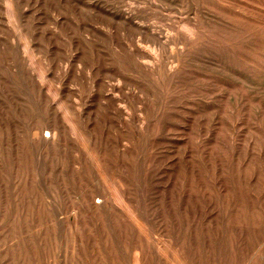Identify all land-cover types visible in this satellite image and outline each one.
Wrapping results in <instances>:
<instances>
[{"label": "bare ground", "instance_id": "1", "mask_svg": "<svg viewBox=\"0 0 264 264\" xmlns=\"http://www.w3.org/2000/svg\"><path fill=\"white\" fill-rule=\"evenodd\" d=\"M225 1L234 18L225 19L221 26L230 32L239 27L237 15L243 5L237 0ZM254 2L245 0L243 6L248 25L241 34L244 54L237 52L238 36L221 41V36L209 28L212 21L208 23L200 13H194L176 26L174 42L169 43L173 45L170 62L165 58L168 35L166 41L158 36L151 48L146 46L147 55L139 51L138 44L134 50L126 44L123 29L119 28L118 38L113 37V14L107 0H0V101L15 104L7 107L0 102V245H9L12 256L23 255L27 264H44L52 253L53 264H62L57 250L67 244L73 250L69 264H79L78 257L74 258L75 247L89 246L96 251L105 246L139 248L131 251L132 255L128 251L124 255L134 264H264V203L258 201L246 181L239 179L231 157V161H223L220 131L210 134L207 130L206 138H191L183 132L177 148L163 153L155 145L157 139H168L174 101L190 95L186 82L192 84L190 88L195 86L199 73L193 64H198L194 62L199 58L194 60L193 53L203 52L204 47L215 50L218 66L222 49H230L231 57L235 56L237 62L229 63L231 68L226 71L231 87L228 92L234 101H238V80L246 86L240 98L254 100L251 88L256 73L264 101V18L258 24V66L250 54ZM118 20L115 24L120 27L136 24L141 20L139 10H131ZM224 29L221 27L227 34ZM143 30L154 37L152 28ZM60 50L65 51L66 60L61 70L58 68L61 73L57 78V68L52 65ZM241 55L244 60H240ZM74 77L85 87L73 82ZM212 91H218V101L223 100L221 88ZM26 101H33V105ZM127 101H133L134 109ZM141 101H153L151 115L149 104L140 107ZM94 103L102 111L99 125L94 124ZM14 108L16 113L22 109L21 115L24 112L36 118L30 124L31 118L23 117L20 122L7 113L6 109L10 112ZM236 118L227 122L231 136L226 144L231 143L232 151L233 135L238 132ZM113 129L115 137L111 140ZM69 157L72 160L68 163ZM157 160H163V168L154 166ZM155 176L161 185L158 193L151 185Z\"/></svg>", "mask_w": 264, "mask_h": 264}, {"label": "rangeland", "instance_id": "2", "mask_svg": "<svg viewBox=\"0 0 264 264\" xmlns=\"http://www.w3.org/2000/svg\"><path fill=\"white\" fill-rule=\"evenodd\" d=\"M111 1V2H110ZM116 1V2H115ZM119 1V2H117ZM178 1V0H176ZM175 0H107V3H108V6L112 9L111 13L113 14L112 15V18H111V21L113 20L112 23V28H111V33L113 35V37H116L118 38L121 34V29H123L122 31L123 34L125 35L124 38L127 40L124 41L126 42L127 45H129V47H132L131 49L134 50V48L137 47V44L140 47L139 51L144 54V55H147V49H149V47L151 48L153 45H154V41L155 38L159 36V38L162 39V41H164L166 38V35H168L167 37V47H166V53H165V58L166 60L168 61H172L173 59L171 58V51H170V47L172 48L173 45L172 43L174 42V37L176 36H173V34H176L177 33V27L179 25V22H182L183 20L186 21L188 19H190L194 13H200L199 15L201 16V18L210 23L211 21V24L209 26V28L213 29V31H215V35L217 36H221V41L222 39L224 40L225 38L227 39V41H231V38H233V36L236 38V36L239 37V48H241L242 50H240L238 48V53L240 54H244V49H243V41H242V33H244L247 28H248V25L246 24V21H245V17L243 16L244 15V12H243V6L245 5V0H237L238 1V4L240 3L242 6V9H240L239 11L242 12L240 14V16L237 15V18H240V19H237V22L239 24V27L237 30H230V32H228L229 30L227 29H224L225 27L221 26L223 24V21H225V19H229L230 21L234 18L233 17V14L231 13V10H230V5L228 6V4L226 3L225 0H207L209 1L207 4V1L206 0H193L194 2H196V4L192 1V0H179L177 3H176ZM187 1V2H186ZM201 1V2H200ZM220 1V2H219ZM224 1V4L223 2ZM255 4H253V9H254V17H253V22H254V25H252L253 29H252V32H253V44L252 45V50L250 51L251 53V58L253 59L254 61V64L256 66L259 65V61H260V41H261V34H260V30H259V23H260V20L262 21V19L264 18V15H263V12L262 11L264 9V6H262L261 4L264 5V0H254ZM115 2V3H114ZM185 2V3H184ZM214 2V4H212ZM231 2V1H230ZM259 2V3H258ZM114 3V4H113ZM178 3L181 4V6H178ZM200 3V4H199ZM206 3V4H205ZM216 3V4H215ZM129 6H128V5ZM184 4H186V7L183 8V6H185ZM190 6H189V5ZM192 4V5H191ZM199 4V5H198ZM219 6H218V5ZM208 5V6H207ZM211 5H212V9L211 8ZM217 5V6H216ZM258 5L257 9L256 6ZM116 6V7H115ZM132 6V7H130ZM194 6V7H193ZM213 6H215L213 8ZM223 8L224 10H222L221 8ZM226 6V7H225ZM228 6V7H227ZM255 6V7H254ZM262 6V7H260ZM124 9H122V8ZM135 7V8H133ZM180 7V8H179ZM188 7V8H187ZM190 7V8H189ZM192 7V8H191ZM116 8V9H114ZM127 8V9H126ZM130 8V9H129ZM133 8V9H132ZM263 8V9H261ZM122 9V10H121ZM135 9V10H134ZM143 11H140L142 10ZM214 9V10H213ZM217 11H216V10ZM132 11H136V10H139V15L141 17V20L136 21L138 23H136L137 25H140L139 27L136 25V24H128V25H125L127 23H124L123 24V28L116 25L118 24L119 20L118 18H122L123 16L127 15L129 12ZM222 10V11H221ZM227 12H226V11ZM41 11L43 12L44 9L41 8ZM230 11V12H229ZM257 12V16H256V12ZM125 12H127L125 14ZM141 12V13H140ZM144 12V13H143ZM190 12V13H189ZM193 12V13H192ZM204 12V13H203ZM219 12V13H217ZM120 13V15H119ZM147 13V15H146ZM144 14V15H143ZM203 14V15H202ZM219 14V15H218ZM221 14V15H220ZM225 14V15H223ZM260 14V15H259ZM216 15V16H215ZM218 15V16H217ZM231 16V17H227V16ZM204 16V17H203ZM205 16H207L205 18ZM259 16H262L261 18ZM144 18V19H143ZM186 18V19H185ZM231 18V19H230ZM258 18V19H257ZM143 19V20H142ZM147 19V20H146ZM210 19V21H208ZM215 20V21H214ZM115 21V22H114ZM122 21V20H121ZM221 21V22H219ZM257 24H256V22ZM117 22V23H116ZM142 22V23H141ZM147 22V23H146ZM216 22V24L218 23L219 25H214ZM116 23V24H115ZM140 23V24H139ZM144 23V24H143ZM151 24V25H150ZM175 24V25H174ZM131 25V26H129ZM144 25V26H143ZM150 25V26H149ZM156 25V26H155ZM244 25V26H243ZM256 25V26H255ZM117 26V27H116ZM126 26H127V29H126ZM134 26V27H133ZM172 26V27H171ZM174 26V27H173ZM177 26V27H176ZM221 26L226 32L227 34H224L221 30ZM129 27H131L129 29ZM138 27V28H137ZM141 27V28H140ZM143 27V28H142ZM145 27H150L154 30V37L150 38L151 37V34H149V32H145V30H143ZM246 27V29H244ZM116 28V30H115ZM118 28V29H117ZM157 28V29H155ZM167 28V29H166ZM169 28H170V32H169ZM174 28V31L171 32V30H173ZM258 28V29H257ZM114 29V30H113ZM129 29V30H128ZM133 29V30H131ZM160 31H159V30ZM241 29V31H240ZM243 29V30H242ZM118 30V32H117ZM131 30V31H130ZM143 30V31H141ZM176 30V31H175ZM236 31V32H235ZM244 31V32H243ZM117 34H116V33ZM161 32V33H160ZM176 32V33H175ZM238 32H240V34H238ZM255 32V34H254ZM120 33V34H119ZM129 33V34H128ZM135 33V34H134ZM146 33V34H145ZM160 33V34H159ZM164 33L165 36H164ZM172 33V34H171ZM233 33V34H232ZM119 34V35H118ZM172 36H170V35ZM224 34V35H223ZM232 34V35H231ZM118 35V36H117ZM240 35V36H239ZM258 35V36H256ZM163 36V37H161ZM130 37V38H128ZM135 40H133L132 38ZM173 37V38H172ZM259 37V38H258ZM139 40H137V39ZM154 38V39H153ZM170 38L172 40H170ZM220 38V37H218ZM230 38V39H229ZM241 38V39H240ZM130 39V40H129ZM147 39V40H146ZM140 43H137V41ZM133 41V42H132ZM147 41V42H146ZM166 41V40H165ZM170 41H172L171 45L169 44ZM241 41V42H240ZM128 42V43H127ZM131 42V43H130ZM257 42V43H256ZM147 43V44H146ZM242 43V44H241ZM132 44V46H131ZM136 44V45H135ZM141 44H144V49H143V46ZM149 45V46H148ZM236 45V44H235ZM242 45V46H241ZM148 48H147V47ZM147 49H146V48ZM180 47V46H178ZM255 47V48H254ZM146 49V50H145ZM204 50H202L203 52H201V50H199V52H197V54H200L197 56L196 53H193V57H194V60L195 58L197 57L198 59V62H194V63H198V64H193V69L195 68L199 75H197V80L195 81V86L193 88H190L192 86V84L190 82H186L185 86L189 87L187 90H188V93L191 95H187V97H182V98H178L174 101V107L172 109L174 110H171L170 111V115L174 113V115H171V122L169 124L168 127V139L166 138H163V139H157L158 142L155 143L156 147H157V150L158 152H165V151H168L170 149H175L177 148L176 146H178L177 143H179V139L180 136L182 135L183 132L187 133L188 135L191 136V138H194L196 136H201L200 138L204 137H208L209 135V132L210 134H214L215 131L219 130L220 131V134H221V138H222V144H221V147H220V150H221V154L223 155V161L225 159L224 162H229L231 161L232 159V162L233 164L237 167L238 169V173H239V179L242 180V181H246L248 183V186L251 188L254 196L258 199L259 202L261 203H264V101H262L260 99V85H259V74L256 73L255 75V79L254 78V83L252 85V88H251V94L253 95L252 96V100L254 101H243L242 98H240V96L242 95L243 96V93L245 92L244 90L242 89H246V86H245V83H243L241 80H238L237 83H236V87H237V95H238V98H237V102L234 101V97L232 95L229 94V90H231L230 88V83L227 84V82H230V78L226 75V71L227 69H230L231 67H229V65L232 63L233 65V62L236 63L237 61L235 60V56L234 57H231L232 56V52L230 49L226 48L227 50H221L219 51V54H220V64L219 66L216 64L217 62L215 61V56L213 54V52H215L214 49H211L209 47L207 48H202ZM256 49V50H255ZM214 50V51H213ZM255 50V51H254ZM169 51V52H168ZM204 51H206L204 53ZM209 51L211 53V56H210V53L207 52ZM255 53H254V52ZM257 51V52H256ZM60 52L62 53V55L60 54ZM59 52V56L57 55V61H56V57L52 60H54V64L52 65V68H57L56 70L55 69H52V72L51 74L53 75V73L56 71V76L58 78V76L60 77V75H58L59 73H61V71H58V68L59 70H61L60 67H62V62H64L66 60V54H65V51L63 50H60ZM146 52V53H145ZM174 53V51H172ZM254 53V54H252ZM205 54V55H203ZM245 54H248V53H245ZM257 54V55H256ZM259 54V55H258ZM64 55V56H63ZM169 55V56H168ZM203 57H202V56ZM213 55V56H212ZM253 55V56H252ZM255 55V56H254ZM3 56V55H2ZM169 58H168V57ZM206 56H210L212 57L211 59H209L210 57H206ZM243 56V58H242ZM168 58V59H167ZM171 58V59H170ZM201 58V60H200ZM223 58V59H222ZM229 60H228V59ZM245 56L244 55H241V58L240 60H244ZM60 59V61H58ZM206 59V60H205ZM231 59V60H230ZM208 62H205L207 61ZM211 60V61H209ZM239 60V61H240ZM170 61V62H171ZM257 61V62H256ZM60 62V63H59ZM216 62V63H215ZM53 63V61H52ZM193 63V61H192ZM201 63H204V64H201ZM211 63V64H210ZM215 63V64H214ZM223 63V64H222ZM228 63V64H227ZM230 63V64H229ZM239 63H242V61H240ZM61 64V65H60ZM206 64V65H205ZM59 65V66H58ZM200 65H202L200 67ZM204 65V66H203ZM223 65V66H222ZM54 66V67H53ZM198 66V67H197ZM208 66V68H207ZM206 67V68H204ZM208 69V70H207ZM258 69V68H257ZM55 70V71H54ZM206 71V73H205ZM216 71V72H215ZM220 71V72H219ZM222 71V73H221ZM203 72V74H202ZM214 72V73H212ZM223 73L225 76H223ZM258 74V75H257ZM201 75V76H200ZM204 75V77L202 76ZM210 75V76H209ZM213 75V76H212ZM217 75V78H214V76ZM56 76H55V73H54V76L55 79H56ZM199 76V77H198ZM207 76V78H206ZM216 77V76H215ZM223 77V78H222ZM205 78V79H204ZM204 79V80H203ZM207 79V80H206ZM219 79H222V80H219ZM73 82H78L76 84H78L80 87H85L84 85L82 86V84L78 81L79 78L77 77H74L71 79ZM195 80V79H194ZM193 80V81H194ZM210 80V81H209ZM226 80H228L226 82ZM81 81V80H80ZM205 84H203L202 82ZM223 81V82H222ZM200 82V84H198ZM211 82V83H210ZM216 82V83H215ZM219 82V84H218ZM242 82V83H240ZM202 83V84H201ZM209 83V84H208ZM220 83H222L220 85ZM207 85V86H206ZM217 85V86H216ZM227 85V86H226ZM198 86V87H196ZM212 86V87H210ZM214 86V87H213ZM203 87V88H202ZM206 89H205V88ZM217 87L221 88L224 92H222L224 95L223 97V100L222 101H218V96H217V93L218 91H212L214 88L216 89ZM230 87V88H229ZM255 89H254V88ZM210 88V89H209ZM228 88V89H227ZM241 88V89H240ZM257 88V89H256ZM199 89V90H198ZM204 90V91H203ZM206 91V92H205ZM209 91V92H208ZM259 91V92H258ZM191 92V93H190ZM193 92V93H192ZM211 92V93H210ZM243 92V93H242ZM195 93V94H194ZM242 93V94H241ZM44 94V93H43ZM226 94L228 96H226ZM240 95V96H239ZM180 97V95L178 96ZM193 97V98H192ZM203 97V98H202ZM206 97V98H205ZM227 97V98H226ZM208 98V99H207ZM184 99V100H183ZM188 99V102L186 101ZM195 99V100H194ZM197 99V100H196ZM199 99V100H198ZM201 99V100H200ZM203 99V100H202ZM259 99V100H258ZM192 102H190V101ZM198 101V102H197ZM219 104H217L216 102ZM230 101V102H229ZM240 101V102H239ZM258 101V103H257ZM1 103L4 102V105L7 106V105H14L15 104H10L9 101H0ZM20 102V101H19ZM129 102V103H128ZM131 102V104H130ZM143 102V103H142ZM146 102V101H145ZM144 101H141L142 104H140L139 106L142 107V106H145V104H149V111H150V115L152 114V110H151V101H148L147 103H145ZM178 102V103H177ZM183 102V103H182ZM186 102V103H185ZM197 102V103H196ZM201 104H200V103ZM205 102V103H204ZM210 104H209V103ZM213 102V105L212 103ZM222 102V103H221ZM256 102V103H255ZM25 103V102H24ZM26 103H29L30 105H33V101H26ZM183 106H182V104ZM195 103V104H194ZM203 103V104H202ZM208 103V104H207ZM216 103V104H215ZM234 103V104H233ZM177 104V105H176ZM181 104V105H180ZM185 104V105H184ZM189 106H187V105ZM199 104V105H198ZM216 106H215V105ZM223 106H222V105ZM127 105L129 106L130 109H134L135 107V104L133 103V101H127ZM142 105V106H141ZM193 107H192V106ZM247 105V106H245ZM254 105V106H253ZM134 106V107H133ZM179 106V107H178ZM181 106V107H180ZM185 106V107H184ZM198 106V109L197 107ZM207 106H209L207 108ZM219 106V108L217 107ZM234 106V107H233ZM240 106V107H239ZM245 106V107H244ZM257 106V108H256ZM8 107V106H7ZM6 107V108H7ZM133 107V108H132ZM188 107V108H187ZM190 107V108H189ZM203 107V108H201ZM217 109H216V108ZM244 107V108H243ZM94 108H95V103H94ZM186 108V109H185ZM206 108V110H205ZM211 108V109H210ZM236 108L238 111H236ZM239 108V109H238ZM96 109V110H95ZM93 109L94 111H92V114H93V117H96V119H94V124L96 123L97 125L99 124H102V119L100 116V112H102L100 110V107H97ZM181 109V110H179ZM194 109V110H193ZM200 109V110H199ZM203 109V110H202ZM215 109V111L213 110ZM225 109V110H223ZM244 109V110H243ZM7 110V113L8 115L10 116H14L15 119L19 120L21 122L22 118L24 120H29V124L36 118L35 116H28L26 113L23 112V114L21 115L20 113L22 112V109L21 110H18L19 113H16V109L14 108L13 110H11L9 112V109H6ZM178 110V112H177ZM183 110V113H181ZM236 112H235V111ZM243 110V111H242ZM95 111L99 112V113H95ZM133 111V110H132ZM188 113H187V112ZM193 111V112H192ZM199 111V112H198ZM210 111V112H209ZM219 111V112H218ZM242 111V113H241ZM249 111H250V114H249ZM260 111V112H258ZM180 112V113H179ZM186 112V113H185ZM257 112V113H256ZM13 113V114H12ZM177 113V114H176ZM191 113V114H189ZM202 113V114H201ZM218 113V114H217ZM229 113V114H228ZM235 113V114H234ZM16 114H17V117H16ZM20 116H19V115ZM96 114V115H95ZM176 114V115H175ZM195 115L194 117L190 116V115ZM228 114V115H227ZM233 114V115H232ZM246 114V116H245ZM249 114V115H248ZM255 114V115H254ZM98 115V116H97ZM179 115V116H178ZM185 115V116H184ZM214 115V116H213ZM238 118L237 119V130L238 132H235V134L233 135L234 137V140H235V144L234 145V149L233 151L230 149L229 146H231V143L230 142H227L228 143V146L226 144V140L230 139V136H231V133H230V129H229V126H227V122L229 121L228 119L232 118L233 116H236ZM22 116V117H21ZM174 116V117H172ZM181 116V117H180ZM189 118H188V117ZM217 116V117H216ZM240 116V117H239ZM260 116V117H259ZM21 117V118H20ZM177 119H176V118ZM183 117V118H182ZM204 119H203V118ZM258 117V118H256ZM33 118V119H32ZM200 118V119H199ZM242 118V120H241ZM97 119H99L98 121H96ZM180 119V120H179ZM187 119V120H186ZM206 119V121H204ZM227 119V121L225 120ZM245 119V120H244ZM101 120V121H100ZM186 120V121H185ZM241 120V121H240ZM255 120V121H254ZM181 121H184V122H181ZM191 121V122H189ZM202 121V122H201ZM216 121V122H215ZM240 121V122H239ZM100 122V123H99ZM186 122V123H185ZM193 122V124H192ZM201 123V125L199 123ZM178 123V124H177ZM214 126H213V124ZM95 124V125H96ZM177 124V126L175 125ZM190 124V125H189ZM243 124V125H241ZM172 125V126H171ZM175 125V126H174ZM188 125V126H187ZM193 125V126H192ZM203 125V127H202ZM206 125V126H204ZM211 125V126H210ZM189 126H190V131H189ZM192 126V127H191ZM198 128H197V127ZM208 126V128H207ZM239 126V127H238ZM188 127V128H187ZM196 127V128H195ZM212 127V128H210ZM173 128V129H172ZM185 128V129H184ZM202 128V129H201ZM262 128V129H261ZM176 129V130H175ZM179 129V130H178ZM204 129V130H203ZM211 129V130H210ZM214 129V131H213ZM184 130V131H183ZM198 130H201L199 131L200 133L196 132ZM209 130L208 132V135L206 133V131ZM114 129L112 130V134H110V138L113 136L115 137V133L113 132ZM189 133H188V132ZM175 132V133H174ZM196 132V133H195ZM202 132V133H201ZM114 134V135H113ZM176 136H175V135ZM195 134V135H194ZM202 134V135H201ZM173 135V137L171 138V136ZM111 138L114 139V138ZM212 137V135L210 136ZM237 137V138H236ZM247 138V139H246ZM170 139V141H169ZM173 139V141H172ZM177 140V141H176ZM238 142H237V141ZM172 141V142H171ZM231 141V140H230ZM163 142V144H161ZM168 143V144H167ZM175 143V144H174ZM259 143V144H258ZM160 144V145H158ZM173 144V145H171ZM251 144V145H250ZM176 145V146H175ZM259 145V146H258ZM164 150H163V149ZM260 150H259V149ZM162 149V150H161ZM256 149V150H255ZM229 150V151H228ZM230 153V154H229ZM234 153V154H233ZM247 156L249 157V159L247 158ZM231 157V159H230ZM233 157V158H232ZM256 158V159H255ZM69 161H66V162H70L72 159H68ZM229 160V161H228ZM253 160V161H252ZM162 161V162H161ZM161 161H158V164L157 162L154 164V166L156 165V167H160L162 166L161 168H163L164 166V163H163V160ZM257 162V163H256ZM72 164V162L70 163ZM244 165V166H243ZM155 167V168H156ZM254 168V169H253ZM241 169V170H240ZM263 169V170H262ZM240 170V171H239ZM161 171H164V170H161ZM159 171V172H161ZM165 171H168V169H166ZM263 174H262V173ZM175 176V175H173ZM172 176V178H173ZM177 176V175H176ZM154 180V181H153ZM153 182H152V187L153 189H155V191L158 193V190H159V187L161 185H159V181L156 180V176L153 178ZM253 182V183H252ZM162 184V183H161ZM157 185V186H155ZM157 187V188H155ZM263 193V194H262ZM262 194V195H261ZM154 196H158V194H153ZM7 247V249H6ZM2 248V249H1ZM76 250V258L78 257V261H79V264H134L132 259L130 258H127V256L124 257L125 253H128L131 254L132 252L131 251H134L135 249L137 251H140L139 248H135V247H131V246H127V247H103V248H100L99 251H96V248H94L93 246H89V247H85L84 249H80L79 247H75ZM78 248V249H77ZM12 248L9 247V245H0V264H27L28 260L23 257V255L20 257H18V255H15V256H12L13 253L11 251ZM5 250V251H4ZM98 250V249H97ZM3 251L6 252L5 253V256L3 254ZM59 253H60V259L61 261L63 262L62 264H66V262L69 264V255H71L72 253V246L70 244H67V245H63L61 248H59L57 250ZM128 251V252H126ZM54 252V251H53ZM101 252V253H100ZM12 253V254H11ZM86 253V254H85ZM108 253V254H107ZM116 253V254H115ZM66 254V255H65ZM104 255L102 258H99V256H102ZM128 254V255H129ZM107 256H110V257H106ZM118 255V256H117ZM132 255V254H131ZM11 256V257H9ZM53 256V253L51 255V257ZM13 257H16V259L14 260ZM18 257V258H17ZM49 257L50 259H47L46 260V263L44 264H53V261H52V258ZM66 257V258H65ZM106 257V258H105ZM118 257V258H117ZM122 257V258H121ZM4 258V259H3ZM9 258V260H8ZM21 258V259H20ZM23 258V259H22ZM91 258V259H90ZM12 259V261H11ZM18 259V260H17ZM26 259V260H25ZM66 259V260H65ZM25 260V261H24ZM66 262H65V261ZM88 260V262H87ZM103 260H106L105 262H103ZM27 261V262H26ZM50 261V262H49ZM52 261V262H51ZM102 261V263L100 262ZM49 262V263H48ZM150 263H153V264H157L156 261H150ZM163 264V263H162Z\"/></svg>", "mask_w": 264, "mask_h": 264}]
</instances>
